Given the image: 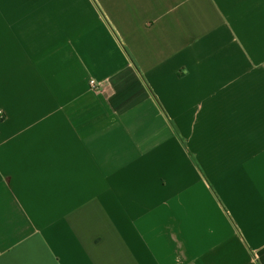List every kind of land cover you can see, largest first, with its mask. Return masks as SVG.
I'll return each mask as SVG.
<instances>
[{
  "label": "crops",
  "instance_id": "obj_1",
  "mask_svg": "<svg viewBox=\"0 0 264 264\" xmlns=\"http://www.w3.org/2000/svg\"><path fill=\"white\" fill-rule=\"evenodd\" d=\"M0 264H264V0H0Z\"/></svg>",
  "mask_w": 264,
  "mask_h": 264
},
{
  "label": "built area",
  "instance_id": "obj_2",
  "mask_svg": "<svg viewBox=\"0 0 264 264\" xmlns=\"http://www.w3.org/2000/svg\"><path fill=\"white\" fill-rule=\"evenodd\" d=\"M89 86L91 88L92 91H98L99 90V85L96 84V82L94 80H90L89 81Z\"/></svg>",
  "mask_w": 264,
  "mask_h": 264
}]
</instances>
